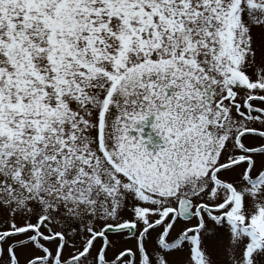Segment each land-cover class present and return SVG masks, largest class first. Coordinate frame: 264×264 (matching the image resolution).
I'll list each match as a JSON object with an SVG mask.
<instances>
[{
  "label": "snow or ice",
  "instance_id": "snow-or-ice-1",
  "mask_svg": "<svg viewBox=\"0 0 264 264\" xmlns=\"http://www.w3.org/2000/svg\"><path fill=\"white\" fill-rule=\"evenodd\" d=\"M0 264H264V0H0Z\"/></svg>",
  "mask_w": 264,
  "mask_h": 264
}]
</instances>
